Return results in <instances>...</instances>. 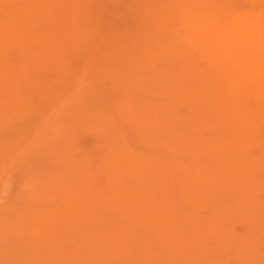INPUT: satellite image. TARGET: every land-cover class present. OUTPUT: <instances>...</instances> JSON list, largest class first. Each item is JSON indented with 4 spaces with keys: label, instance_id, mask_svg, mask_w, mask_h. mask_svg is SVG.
<instances>
[{
    "label": "rangeland",
    "instance_id": "374dc122",
    "mask_svg": "<svg viewBox=\"0 0 264 264\" xmlns=\"http://www.w3.org/2000/svg\"><path fill=\"white\" fill-rule=\"evenodd\" d=\"M238 16L264 0H0V264H264Z\"/></svg>",
    "mask_w": 264,
    "mask_h": 264
},
{
    "label": "bare ground",
    "instance_id": "6f19581e",
    "mask_svg": "<svg viewBox=\"0 0 264 264\" xmlns=\"http://www.w3.org/2000/svg\"><path fill=\"white\" fill-rule=\"evenodd\" d=\"M223 13V12H222ZM225 14V13H224ZM228 14V13H227ZM229 15V14H228ZM229 16H231V15H229ZM229 16H227V18L229 17ZM235 17V16H234ZM224 19H226V18H224ZM229 20H231V22H232V19H228V20H226V21H228L229 22ZM239 20V22L241 23V24H239V23H237V24H239L238 26H244L245 28V32H246V35H247V40H248V42L250 43V45H252V46H254V47H256V48H259L260 49V51L264 54V29H262V27H263V25L261 26L259 23H257V21H253L251 18H249V17H243V16H238L237 17V21ZM235 27H236V25H234ZM237 26V27H238ZM233 28V27H232ZM233 34V33H232ZM237 39V38H236ZM244 39V38H243ZM242 39V37H240V39L239 40H242V42L244 41ZM244 43V42H243ZM233 44H235L234 42H233ZM262 44V45H261ZM252 50V49H251ZM260 51H259V53H260ZM251 53L253 54V52L251 51ZM262 53H260V55L262 54ZM254 56H255V54H253ZM253 58V57H252ZM255 59V61H256V58H254ZM259 61V60H258ZM258 61L256 62V65H258ZM262 63V62H261ZM260 67H259V69H263V73H264V68H263V66H264V64L262 63V65L260 64L259 65ZM258 69V68H257ZM258 69V70H259Z\"/></svg>",
    "mask_w": 264,
    "mask_h": 264
}]
</instances>
